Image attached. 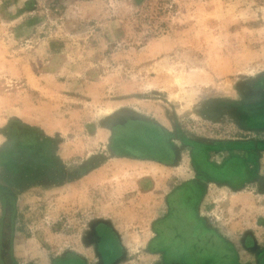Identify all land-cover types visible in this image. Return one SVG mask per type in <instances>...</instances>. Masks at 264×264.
Segmentation results:
<instances>
[{
    "label": "rangeland",
    "instance_id": "rangeland-1",
    "mask_svg": "<svg viewBox=\"0 0 264 264\" xmlns=\"http://www.w3.org/2000/svg\"><path fill=\"white\" fill-rule=\"evenodd\" d=\"M174 261L264 264V0H0V264Z\"/></svg>",
    "mask_w": 264,
    "mask_h": 264
},
{
    "label": "trees",
    "instance_id": "trees-1",
    "mask_svg": "<svg viewBox=\"0 0 264 264\" xmlns=\"http://www.w3.org/2000/svg\"><path fill=\"white\" fill-rule=\"evenodd\" d=\"M5 214H6V216L7 217H11V215H10V211L8 210V209H6V211H5ZM9 218H8V221H5V218H4V220H2L1 221V230H2V234H3V232H4V230H6V228H11V223H10V221H9ZM4 237V236H3ZM7 240H8V238L7 237H4L3 238V244H5V243H7ZM4 248V247H3ZM4 250H5V248H4ZM167 264H182L181 263V261H174V262H171V263H167ZM186 264V263H185Z\"/></svg>",
    "mask_w": 264,
    "mask_h": 264
}]
</instances>
